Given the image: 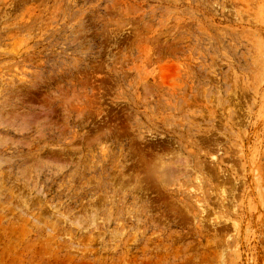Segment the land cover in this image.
<instances>
[{
  "label": "rangeland",
  "instance_id": "1",
  "mask_svg": "<svg viewBox=\"0 0 264 264\" xmlns=\"http://www.w3.org/2000/svg\"><path fill=\"white\" fill-rule=\"evenodd\" d=\"M0 264H264V0H0Z\"/></svg>",
  "mask_w": 264,
  "mask_h": 264
}]
</instances>
